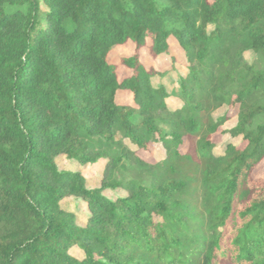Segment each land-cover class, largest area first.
Masks as SVG:
<instances>
[{"label":"trees","instance_id":"1","mask_svg":"<svg viewBox=\"0 0 264 264\" xmlns=\"http://www.w3.org/2000/svg\"><path fill=\"white\" fill-rule=\"evenodd\" d=\"M172 40L188 60L180 110L152 81L171 74L142 61ZM130 42L120 79L109 57ZM261 62L264 0H0V264H264V178L250 180L264 160ZM223 107L243 146L216 156ZM185 137L196 146L182 154ZM157 142L167 159L151 165L135 149ZM64 158L109 173L89 189Z\"/></svg>","mask_w":264,"mask_h":264},{"label":"rangeland","instance_id":"2","mask_svg":"<svg viewBox=\"0 0 264 264\" xmlns=\"http://www.w3.org/2000/svg\"><path fill=\"white\" fill-rule=\"evenodd\" d=\"M43 9L46 10V7L44 5H43ZM134 51H135V47L131 42L128 43L126 46L115 48L112 51L109 60L111 64L119 67L120 79H122L123 77H127L128 75L131 74L130 70L124 67L121 63L123 59H129L132 56H134ZM245 59L249 63H253L254 61H256L255 55L250 52L245 54ZM142 61L147 68H152L153 70L160 73L169 72L171 74L168 78L165 79V81L162 80L161 77H157V76L152 81L154 86L156 87L159 86L162 82L166 83L167 90L171 94V97L167 100L169 107L173 110L182 109L184 102L180 99L179 100L176 99V97H174L173 92L175 90L177 91L179 88V83H178L179 77H186L188 75L189 70H188V62H187L188 60L186 58V55L184 51L176 43V41L175 40L171 41V48L169 54L165 56H161L159 58L152 57L148 49L143 50ZM259 66L262 69H264V62L259 63ZM133 100H134L133 95L130 92L121 91L118 96V104L120 105L133 107L134 106ZM237 113L238 111L235 112V110H230L229 107H223L213 113V120L215 123L218 120L224 118L225 116H229L230 118L226 122V124L222 125L219 128L218 132L213 137L215 144L214 154L216 156H223L227 149V146L230 144L234 146H243L242 137L234 138L229 133L238 124V118L236 116ZM195 146H196V141L193 138L185 137L184 143L180 147V152L182 154H187ZM135 150H137L138 155L143 161L151 165L164 162L167 159V152L163 143L157 142L154 144H150L146 151L139 149H135ZM58 165L60 169L63 171L80 172L86 178L87 187L89 189L100 188L102 186V182L109 173L107 167L108 166L107 161L104 160L94 165L82 166L80 164L71 162L64 158L58 162ZM116 176L118 180L128 181L130 175L128 173L119 172ZM263 178H264V160L259 165H257L250 173L251 182H259V180H262ZM105 195L110 199H116L118 197H126L128 193L124 189H119L116 192L107 191L105 192ZM67 203L68 202L65 201L66 205ZM71 208H73L78 213V215L85 217V209L83 208L82 203L74 202L71 205ZM155 219L157 222H161V219L159 217H156ZM71 254L78 259L84 258V254L78 251L76 248H73L71 250ZM225 264H231V263L227 262Z\"/></svg>","mask_w":264,"mask_h":264}]
</instances>
